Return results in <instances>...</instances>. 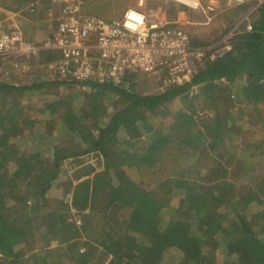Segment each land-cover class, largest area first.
I'll return each mask as SVG.
<instances>
[{"label": "trees", "instance_id": "1", "mask_svg": "<svg viewBox=\"0 0 264 264\" xmlns=\"http://www.w3.org/2000/svg\"><path fill=\"white\" fill-rule=\"evenodd\" d=\"M23 1L27 0H16L12 10H20ZM47 1L41 3L45 6ZM38 6L42 7L34 2L31 9ZM254 11L260 15L253 29L234 36L231 49L197 65L185 84L142 94L136 88L142 72L131 70L119 85L89 81L114 91L119 101L88 103L91 109L66 101L63 111H57L60 100L47 101L26 135L23 109L8 96L53 83L11 85L0 79V264H30L24 260L29 251L32 264H89L96 250H101L106 264H264V171L251 187L226 181L231 163L238 162L236 169L242 172L257 169L253 144L241 145L253 131L243 127L255 122L264 128V118L257 113L258 106L264 107V0ZM41 55L55 58L51 50ZM193 89L197 94H190ZM176 98L188 105L175 122L166 121L171 134L157 130L155 136L148 135V147L136 150L134 138L149 134L153 127L150 115L159 116L161 107ZM195 98L212 110L211 115L197 119ZM111 105L116 106L114 111L107 110ZM43 125L59 129L64 142L55 143L45 132L39 143L47 146L38 145L35 154L10 144L15 134L33 138L29 135H37ZM259 134L264 135V129L257 132L262 139ZM170 143L182 157L189 152L193 162L155 188L141 187L143 175L132 179L122 168L137 166L144 172L155 167L162 160L156 155L162 144ZM228 143L243 160L228 157L224 151ZM258 146L263 148L264 142ZM91 153L102 155L101 171L89 167L79 175L67 174L77 175L67 179L70 198L64 203L49 198L59 174H65L64 164L76 165L77 159ZM201 160H208L209 171L192 183L202 173L197 166Z\"/></svg>", "mask_w": 264, "mask_h": 264}, {"label": "rangeland", "instance_id": "2", "mask_svg": "<svg viewBox=\"0 0 264 264\" xmlns=\"http://www.w3.org/2000/svg\"><path fill=\"white\" fill-rule=\"evenodd\" d=\"M87 9L91 13H95L98 15H102L103 17L107 19H121L125 13V11L129 8H134V7H139L140 6V0H87ZM143 10L146 11H153L157 16H159L161 19L169 22L170 14L174 12L178 13H184V18H186L184 21V24L187 25V28L184 26L183 29L189 34L192 45L196 49H199L203 52V58L202 61L199 64L207 62V60L210 57H214L218 55L222 49H225L226 46L229 45L228 43V38L233 36V30H235L234 36H236L238 33L245 32L246 31V25L253 23L255 20L258 19L259 15L255 10V8L258 7L259 4L262 3L263 0H201L202 2V7L201 9H192L190 7H187L183 4H179L178 2H174L171 0H143ZM246 3L248 4L247 7L240 11L241 14L237 15L234 9H239L240 4ZM250 8V11H247ZM142 9V8H141ZM207 10V12L205 11ZM51 12V11H50ZM250 16L251 18H248ZM25 15L19 14V16H16V19L18 22L22 23L19 24L21 27L26 25L25 21ZM51 18V17H50ZM168 19V20H167ZM241 19V22L243 24L237 29H232L230 32L229 30L233 27H235L234 23L237 22L239 23ZM248 19V20H247ZM23 20V21H22ZM46 16H39L36 19V22L39 24L37 28H40L42 31H40L39 34H36L35 32H29V36L25 33V29L23 30L24 33L26 34V37L28 38H33L36 39L34 41H39L44 39L48 33H49V24L51 23V20H47ZM181 22V21H179ZM49 23V24H48ZM180 25V24H179ZM237 26V25H236ZM3 27V26H2ZM29 27V23L26 27V30ZM6 29L5 27H3ZM36 29V28H35ZM33 29L32 31H36ZM9 27L5 30L8 31ZM229 33H226V32ZM224 33H226L224 35ZM50 34V33H49ZM224 35V37H222ZM233 36V38H234ZM204 44V45H202ZM220 49V50H219ZM219 50V51H218ZM218 53V54H217ZM57 58L59 59L60 54L56 52ZM16 57L18 61L21 63V66L12 63L13 60L12 58ZM28 59L26 55H13L9 57L8 59H5L4 61L0 60V79L11 83V84H16V85H26L29 86L30 84L34 82H43V81H53L56 79H68L65 78L60 72L57 71L56 67L55 70L59 73V75L55 72L54 70V63L52 62L53 66L51 65V61L48 62L45 56H42L41 58H35L31 59L30 61H27L23 63V60ZM7 61V62H6ZM197 64V65H198ZM194 74V73H193ZM187 81V80H186ZM185 81V82H186ZM184 82V83H185ZM165 83L168 82L166 80V77L164 76L163 72L158 73L157 75H150V74H144L140 75V78L137 80V85L136 88L138 92L142 94H154L158 93L159 91L164 92V90L167 89V86L165 87ZM174 84H178L177 82ZM58 87V85H51V86H45L42 90L40 91H34V90H29V91H24L20 92L17 94H10L8 96V100H11L12 102H17L18 106L23 109V114L21 118V126L24 129L25 135L26 133L29 132V130H32L29 128L31 125V121L37 120L38 119V113L44 111L46 102H53L56 99V93L54 90ZM197 88V87H196ZM86 89V88H85ZM68 88H64L63 90H60V93L62 95L66 94L68 91ZM90 92V91H89ZM107 93V92H106ZM102 93L99 97L94 98L96 102L101 101V103L107 105L108 103H112V101L118 100L119 101V95L117 96L116 93L113 92H108ZM191 95L197 94V90H192L190 92ZM107 96V97H106ZM61 102V107L58 109L59 111H63L67 104L64 102V98L60 99ZM82 100V101H81ZM79 102L76 100H69L70 104L73 106H81L83 105L88 109V103L92 102V99L90 97H84L81 98ZM105 102V103H104ZM183 101H181L180 98L175 99L174 101L169 102L168 104L164 105L161 107L160 114L159 116H155V123H158L161 118V121L166 122V121H172L177 119V113L182 112L187 109V105L184 103L182 104ZM195 105L197 107V116H200L197 118L198 120L201 118H205L208 115H211L212 110L210 108H206L201 103V100L199 98H195L194 100ZM120 103V102H119ZM122 104V103H120ZM203 107V109H202ZM116 109V106H109L107 108L108 111H114ZM81 113V112H80ZM82 114V113H81ZM83 115V114H82ZM17 119H20V116H17ZM83 118V116H81ZM264 118V115H263ZM85 123L88 122L84 119H82ZM152 121V119H151ZM258 124V123H257ZM255 122L251 124L250 128H248V131H253L250 134V138H244L243 143H250L253 144V150L251 152V155L254 160V164L257 165V169L251 170L250 172H247L245 174L244 172L237 170L236 166L234 164L227 165L230 168L231 176L230 178H226V181L229 182H234L235 185L238 187H251L254 185L253 183L257 180V176L264 171V147L260 148L258 144L260 141L264 142V135L259 134V136L262 138L260 139L257 136V132H260L261 129H264L263 127L259 128V125H257ZM56 127H58V123H55ZM171 126V124H169ZM40 126V125H39ZM157 129V128H156ZM246 129V128H245ZM258 130V131H257ZM23 132V134H24ZM45 132H48V134L52 137L55 143L58 142H64L62 140V136H64L61 131L58 129H51L48 130L46 126H41L40 130L38 131L37 135L30 134L29 137L33 138H27L25 139L24 135H19L15 134L12 136L13 138L11 139L10 144L12 147H19L21 151H28V153L35 154L39 149V146H47V145H40L39 139L42 134ZM145 135H142L140 137H137V145L141 146L144 145V137ZM177 137H181L178 136ZM36 138V139H34ZM39 145V146H38ZM232 147H230L231 149ZM229 148H226L224 151L228 152V156L231 155L232 153L235 158H236V150L231 149V152ZM236 152V153H234ZM44 154H46L44 152ZM48 154V153H47ZM241 160L244 158L241 156V152H239ZM49 155V154H48ZM165 158H169V161H166L165 164L162 165V169L156 168L155 170L152 169H146L144 173L142 172L141 174L143 175V182L140 184L142 187H152L155 188L161 181L166 180V176L172 177L178 173H180L186 165H190L193 161L187 162H182V158L180 157V153L177 151L169 150L168 153H165ZM215 156V155H214ZM44 157V156H43ZM48 157V156H47ZM230 157V156H229ZM167 158V159H168ZM45 159V157H44ZM172 159V160H171ZM234 159V158H233ZM91 161H94L95 163H98L101 161V164H96L97 166L102 165L104 163L103 157L99 153H91L88 155H84L80 159H77V164L75 165L73 162L70 164H67L63 166L62 169L65 170L64 174V179L60 175V177L56 180L54 186L48 191L49 198L55 199L59 198L61 202H66L67 199L70 198L71 193H68V182L67 179H74V177H67V174H72L74 171L77 172V174H81L83 172L88 171L90 168L88 165H91ZM208 161V160H207ZM207 161L201 160L199 162V165L201 166V174L195 179L190 180L192 183L195 180L200 181V177L205 173L206 170H208L207 166ZM226 166V165H225ZM102 166H100L101 168ZM206 168V169H205ZM71 171V172H69ZM152 171H155L152 173ZM175 171V173H173ZM209 171V170H208ZM157 172V174H155ZM234 172H239V173H234ZM74 175V173H73ZM137 177V175H135ZM138 177H140L138 175ZM165 177L164 180L162 178ZM66 178V180H65ZM189 178V177H187ZM63 179V180H62ZM140 179V178H139ZM219 181V180H216ZM61 203V204H63ZM39 246L41 244H38L37 249H39ZM36 251V250H33ZM29 251L25 254V262L32 264V259L29 257L30 255ZM101 250H96L94 253V258L90 261L89 264H106L105 261H102L103 256L100 255ZM3 261H8L4 259ZM102 261V262H100ZM5 264H11L10 262H7Z\"/></svg>", "mask_w": 264, "mask_h": 264}, {"label": "built area", "instance_id": "3", "mask_svg": "<svg viewBox=\"0 0 264 264\" xmlns=\"http://www.w3.org/2000/svg\"><path fill=\"white\" fill-rule=\"evenodd\" d=\"M171 1L192 9L202 7L201 0ZM52 2L61 7L60 20L57 29L41 42L28 39L18 24L8 31L0 25L1 61L13 55L36 56L49 49L60 54L55 65L65 78L119 85L129 70L150 75L163 72L168 84H181L191 79L203 59V52L193 47L183 28L153 11L129 8L122 19L109 20L91 13L87 0ZM143 4L140 0V7Z\"/></svg>", "mask_w": 264, "mask_h": 264}, {"label": "crops", "instance_id": "4", "mask_svg": "<svg viewBox=\"0 0 264 264\" xmlns=\"http://www.w3.org/2000/svg\"><path fill=\"white\" fill-rule=\"evenodd\" d=\"M15 1L16 0H0V25L1 26H3V27H5L6 29L8 28V27H11L12 25H19V24H22V23H20V22H18L17 21V19H16V16H19V14L21 15V14H23V15H25V21H27L26 22V25H25V27H24V29H25V33L29 36V32H35L36 34H39L40 33V31H42L40 28H37L38 26H39V24L36 22V19H37V17H39V16H46V19L48 20H51V23L52 24H49L50 26L48 27L49 28V33H52V32H54L56 29H57V26H58V23H59V20H60V16H61V7H60V5H50V3H51V0H48L47 1V3H46V5H48V7H45L42 3H41V0H27V1H23L22 2V4H21V6H20V10H18V11H14V10H12V5L15 3ZM34 2H39V4L43 7H40V6H38L37 7V9H36V7H35V9H31V7H33V4H34ZM242 4H245V3H242ZM134 8H138V7H134ZM142 9H143V7H141ZM246 8V7H245ZM245 8H242L241 7V5H240V7H239V9H234L233 11H235L236 12V14L237 15H239V14H241V12L240 11H242V10H244ZM48 9H49V11H51V12H49L48 11ZM30 10L31 11H39V12H37V14H35V15H30ZM206 12H207V10H205ZM247 11H250V8L247 10ZM239 13V14H238ZM171 16H170V18H169V23H175L176 25H178V26H180L181 28L183 27L184 28V26L187 28V25L186 24H184V20L186 19V18H184V13H178V12H174V13H172V14H170ZM32 16H34V17H32ZM51 17V18H50ZM248 18H251L250 16H248ZM46 20V21H47ZM168 20V19H167ZM248 20V19H247ZM23 21V20H22ZM179 21H181V22H179ZM256 21V20H255ZM254 21V22H255ZM28 23H29V27H28V29L26 30V27H27V25H28ZM180 24V25H179ZM243 24V22H241V19H240V21H239V23H237V22H235L234 23V25H235V27H233V28H231L230 30H229V32L232 30V29H237V27L239 28L241 25ZM237 25V26H236ZM247 25H253V23H250V24H247ZM247 25H246V30L247 31H251L252 29H253V26H252V29H248L247 28ZM36 28V29H35ZM33 29H35L36 31H32ZM185 29V28H184ZM186 30V29H185ZM228 31H227V33H229ZM235 30H233V36H234V34H235ZM233 36H231V37H229L228 38V43H229V45L228 46H226V48L225 49H222L221 50V52L219 53V54H222L223 52H225V51H227V50H229V49H231L232 48V38H233ZM32 41H34V40H36V39H33V38H30ZM43 40V39H42ZM40 42H41V40H39ZM47 50H49V49H47ZM47 50H41L40 51V54L38 55V56H34V55H31V56H29V57H27L28 59H25L24 58V60H23V63H25V62H27V61H30L31 59H35V58H38V57H42V56H44V55H41V53L43 52V51H47ZM220 50V49H219ZM218 50V51H219ZM55 53V58H54V60H51V62H50V60H47L48 62H50L51 63V65L53 66V64H52V62L54 63V70H55V67H56V59H57V55H56V52H54ZM218 54V53H217ZM218 54V55H219ZM217 56V55H216ZM215 56V57H216ZM204 59V58H203ZM12 60H13V62L12 63H14V64H17V65H19V66H21V67H23L22 65H21V63L18 61V59L16 58V57H13L12 58ZM7 62V61H6ZM198 66H199V64H198ZM197 66V67H198ZM203 66V63L201 64V67ZM57 69V68H56ZM58 72H60L59 70H57ZM56 70H55V72L59 75V73L57 72ZM241 79V78H240ZM60 81V82H59ZM190 81V80H189ZM6 82V81H5ZM37 82V81H36ZM43 82H47V83H53V84H51V85H58V87L54 90V92L56 93V99L57 100H55V101H53V103L54 102H57L58 100H60L61 98H64V102L66 101V100H71V99H73V100H77L78 102H79V100H81V98H86V97H90L91 99H92V102L90 103V105L91 106H93L95 103H96V100L94 99V98H96V97H99L102 93H110V92H113V93H115L114 91H112V90H108V89H104V88H101V87H96L95 85H93V84H89V83H77L78 81L77 80H75L74 78H72V77H69L67 80L65 79V80H63V79H56V80H54V82L53 81H43ZM186 82H188V81H186ZM185 82V83H186ZM8 83V82H7ZM37 83H41V82H37ZM185 83H181V84H168L167 85V83H165V87L167 86V87H169V86H173V85H178V86H180V85H182V84H185ZM9 84H11V83H9ZM33 84H35V82L34 83H32V84H30V85H33ZM84 84V85H83ZM11 85H16V84H11ZM29 85V86H30ZM51 85H48V86H51ZM44 87H42V88H38V89H36V90H34L35 92L36 91H40V90H42ZM64 88H68V92L66 93V94H64V95H62L61 93H60V90H63ZM86 88V89H85ZM31 90V89H30ZM167 90V89H166ZM27 91H29V90H27ZM90 91V92H89ZM165 91V90H164ZM159 92H161V91H159ZM197 92H198V90H197ZM106 93V94H107ZM117 95V94H116ZM118 96V95H117ZM107 97V96H106ZM177 99V98H176ZM181 99V98H180ZM61 101V100H60ZM82 101V100H81ZM182 101V100H181ZM62 102V101H61ZM49 103V102H48ZM48 103H46V105L48 104ZM99 103H101V101L99 100ZM105 103V102H104ZM169 103V102H168ZM103 104V103H102ZM106 104V103H105ZM182 104L184 105V103L182 102ZM46 105H45V107H46ZM73 106V105H72ZM77 107V106H76ZM86 108V107H85ZM92 107H89V105H88V109H91ZM258 108L260 109L257 113H259L261 116H263L264 115V107L263 106H258ZM57 111H59V110H57ZM43 112H40V113H38V115L39 114H42ZM56 115H57V113H56ZM152 119V121L151 120H149L148 121V123H150V124H152L153 125V127L151 128V132L149 133V134H144L145 136H143L144 137V145H141V146H138L137 145V138H134V143H135V149L136 150H144L143 148L146 146V147H148L149 145H148V143L146 142L148 139H149V141H150V138H148V135H154L155 136V134H156V132H157V130L159 131V133H163V134H165V135H170L171 134V126L169 125V123H167V122H163V121H161V119L163 120V118H161L160 119V121H158V123H155V118L153 117V115H150V117H149V119ZM251 124L252 123H248V122H246V124H245V126L243 127V131H245V130H248V128H250V126H251ZM160 126V127H159ZM157 128V129H156ZM246 128V129H245ZM258 131V130H257ZM230 139V138H229ZM171 144V143H170ZM167 145V144H165V145H163L162 144V150H161V152L160 153H158V154H156L157 155V159H158V161H160L161 159V161L160 162H156V165H155V167H153V168H148V171H149V169H152V170H155L156 168L158 169V167H159V169H162V165L163 164H165L166 163V161H169V158L167 159V158H165L166 156H165V153H168V151L169 150H172V145H173V143L171 144V145ZM231 144V145H230ZM229 147V149H230V147H232L231 149H234L235 147H234V145H233V143H228L227 144ZM241 145H244V143L243 142H241ZM230 149V150H231ZM177 151H179V153H180V155H182V151L181 150H177ZM172 152H173V150H172ZM140 153H142V154H147V153H144V152H141L140 151ZM235 153V152H234ZM231 155H229L228 157L229 158H235V156L232 154V153H230ZM187 156H189V152H188V154H187ZM182 157V156H180V157H182L184 160H181L182 162H185V164L187 163V162H191V161H193V160H191V161H189L188 160V157ZM143 157V156H142ZM243 157V156H242ZM236 158H240V154H239V150L237 151V153H236ZM241 159V158H240ZM172 160V159H171ZM235 161H236V159H235ZM222 163H224V161H222ZM243 163V162H242ZM91 165H88L89 167H92V168H95L97 171L99 170V171H101V169H102V167L100 168V166H102L103 165V163H102V165H100V166H97L96 164H101V161H99L98 163H95L94 161H91V163H90ZM158 164H160V166H158L157 167V165ZM237 164H239L238 162H236L235 163V166L237 165ZM123 169H124V171L129 175V176H132V179H135V178H137L135 175H137L138 173H142L143 171L141 170V168H139V167H137V166H125V167H122ZM146 170V169H145ZM94 171V170H93ZM251 171V170H250ZM249 171V172H250ZM150 172V171H149ZM153 172H155V171H152V173L151 174H153ZM144 173V172H143ZM245 174H247V172H244ZM155 174H157V172L155 173ZM218 178V177H217ZM165 179V177H163L162 178V180H164ZM111 257V255L108 257V258H110Z\"/></svg>", "mask_w": 264, "mask_h": 264}, {"label": "clouds", "instance_id": "5", "mask_svg": "<svg viewBox=\"0 0 264 264\" xmlns=\"http://www.w3.org/2000/svg\"><path fill=\"white\" fill-rule=\"evenodd\" d=\"M101 16H102V15H101ZM122 18H123V17H122ZM122 18H121V19H122ZM109 20H116V19H109ZM118 20H120V19H118ZM39 54H40V53H39ZM39 54H38V55H39ZM38 55H36V56H38ZM34 56H35V55H34Z\"/></svg>", "mask_w": 264, "mask_h": 264}]
</instances>
